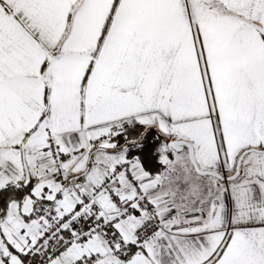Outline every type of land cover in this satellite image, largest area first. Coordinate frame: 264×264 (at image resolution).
Wrapping results in <instances>:
<instances>
[{
	"label": "snow or ice",
	"instance_id": "snow-or-ice-1",
	"mask_svg": "<svg viewBox=\"0 0 264 264\" xmlns=\"http://www.w3.org/2000/svg\"><path fill=\"white\" fill-rule=\"evenodd\" d=\"M0 264H264V0H0Z\"/></svg>",
	"mask_w": 264,
	"mask_h": 264
}]
</instances>
